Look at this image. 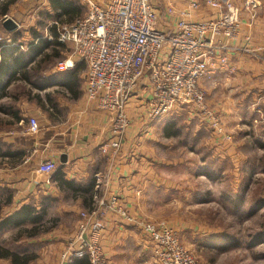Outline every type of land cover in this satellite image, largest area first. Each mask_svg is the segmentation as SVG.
<instances>
[{"label": "crops", "instance_id": "crops-1", "mask_svg": "<svg viewBox=\"0 0 264 264\" xmlns=\"http://www.w3.org/2000/svg\"><path fill=\"white\" fill-rule=\"evenodd\" d=\"M55 1L0 0V113L20 126L16 135L7 138L15 157L5 160L15 162V167L0 175V190L11 195L5 210L31 206L39 211L52 203L71 220L68 229L76 231L82 213L96 210L98 199L117 197L137 219L166 222L181 242L187 230L197 226L187 224L182 203L196 211L209 203L216 185L221 186L223 201L237 207L238 213L263 212L264 196L256 191H263L264 179V0H258L255 13L244 10L246 0H223L242 8L238 37L223 42L227 62L217 60L200 82L208 106L223 121V133L217 134L191 107L150 122L151 94L143 80L127 109L131 124L116 155L101 151L111 138L112 118L87 98L86 63L73 58L72 69L56 70L73 52L70 44L56 39L57 26L83 19L87 6L78 0H60L81 10L69 20L55 9ZM96 1L102 6L108 2ZM165 2L167 10L158 16V26L166 31L171 29L169 23H175L169 6L183 9L189 0ZM221 14L202 6L193 21L218 19ZM8 19L16 29H6ZM30 118L39 126L34 135L27 133ZM47 161L56 163L57 171L38 173V166ZM98 175L107 181L100 187ZM199 181L204 184L200 190ZM65 227L61 224L45 235L30 264L59 263L65 243L75 233ZM102 231L101 245L109 264H155L150 237L120 215L109 213Z\"/></svg>", "mask_w": 264, "mask_h": 264}, {"label": "built area", "instance_id": "built-area-1", "mask_svg": "<svg viewBox=\"0 0 264 264\" xmlns=\"http://www.w3.org/2000/svg\"><path fill=\"white\" fill-rule=\"evenodd\" d=\"M84 2L88 10L83 19L57 26L58 41L70 44L73 52L56 70L72 69L73 58L86 63L87 98L96 101L98 108L112 118L111 138L101 147L103 154L112 150L116 155L121 151L131 124L127 109L143 80L151 94L147 105L150 122L180 107H191L196 115L208 120L217 134L223 133V121L208 106L200 82L211 73L217 60L227 62L223 42L236 41L242 8L223 0H189L183 9L170 5L168 13L175 23H169L171 29L165 31L158 26V12L152 0H108L104 6L93 0ZM202 6L222 14L218 19L193 21L194 13ZM244 8L255 13L259 1L246 0ZM27 131L33 135L40 132L36 119H29ZM56 171L57 164L51 161L41 163L37 169L44 175ZM96 179L97 187L107 182L103 176ZM119 200L98 199L96 210L82 213V223L65 243L58 264H75L84 259L89 264H109L100 238L109 213L120 215L128 225L150 237L155 264H200L166 222L139 220Z\"/></svg>", "mask_w": 264, "mask_h": 264}, {"label": "rangeland", "instance_id": "rangeland-1", "mask_svg": "<svg viewBox=\"0 0 264 264\" xmlns=\"http://www.w3.org/2000/svg\"><path fill=\"white\" fill-rule=\"evenodd\" d=\"M78 1L84 5L87 4L84 0ZM152 1L160 9L161 14H158V16L162 15L164 9H166L164 8L165 0ZM94 2L97 1L94 0ZM159 20L161 19L159 18ZM12 121V117L4 116V114L0 113V148L3 150H12L13 145L9 144L7 138L16 135V130L20 129V126L13 125ZM21 127L24 130L22 131L25 132L24 126ZM228 138L231 139V137ZM187 156L185 155L183 158ZM14 163L0 158V175L12 170L15 167ZM262 181L263 184L259 188L263 189V191L256 192L262 193L261 195L264 196V179ZM203 186L204 184L201 181L197 183L198 190ZM216 186L217 188H214L215 191H211V195L207 200L209 203L199 206L196 211L189 208L186 209L182 203V216L185 217L187 224H196L197 226L187 230L183 237L185 239L181 243L200 264H264V239L255 241L257 235L264 233V210L256 215L248 211L238 213L237 207L223 201L222 191H220L221 186ZM3 190H0V223L16 213L5 210L7 207L5 202L9 201V196L11 195L6 192L7 190ZM185 192H182L183 198L186 194ZM44 210L46 211L45 216L42 215ZM38 212L41 215L39 216L41 221L38 225H40L39 228L42 230L37 237H27L26 234L22 235L23 232L18 230L20 228L9 227L0 232V244L5 249H10L13 252L28 256L34 255L35 257L34 252L38 251L39 247L43 245L45 235L58 230L61 224L66 225L64 230L75 231L74 228L68 229L71 220L64 217V213L59 211V208L53 206L52 203H49L47 208H41ZM25 225L28 230L33 227L28 223ZM0 264L11 263L8 260L0 259Z\"/></svg>", "mask_w": 264, "mask_h": 264}, {"label": "trees", "instance_id": "trees-1", "mask_svg": "<svg viewBox=\"0 0 264 264\" xmlns=\"http://www.w3.org/2000/svg\"><path fill=\"white\" fill-rule=\"evenodd\" d=\"M54 7L56 10H59L61 11V13L68 16L70 18L69 20L75 17V15L77 16L81 14V10L80 9L78 10L76 7L73 6V4L69 5L66 2H62L60 0L55 1ZM53 29H57V27L53 26ZM57 38H58V34L56 35V39ZM15 118L17 121L20 120L18 116H15ZM7 157L8 158L15 157L14 153L11 152V149L3 150L0 148V158L5 159ZM5 203L8 205L10 203V199L9 201ZM0 208H1V205H0ZM45 212L46 211L44 210V212L42 213L43 216H45L46 214ZM38 213L39 212L36 211L33 207L25 206L21 208L19 211H17L16 213H14L12 216L10 215L7 219L3 220L0 223V232L4 231L5 229H8L9 227L10 228L13 227L14 229L20 228L18 230L23 232L22 235L26 234L27 237L35 238L41 233V230H42L39 228L40 225H38V223L41 221L39 219L41 218L39 217L41 215ZM27 223L33 226L32 229H29V230L26 229L25 224ZM261 239L262 240L264 239V233L257 235L255 241H258ZM23 254H26V253H23ZM0 259L8 260L10 261L11 264H30L31 262H33L35 257L34 255L28 256V255H22L21 253H18V252H13L10 249H5L2 246V244H0ZM75 264H89V263L87 259H84V260H80L76 262Z\"/></svg>", "mask_w": 264, "mask_h": 264}, {"label": "water", "instance_id": "water-1", "mask_svg": "<svg viewBox=\"0 0 264 264\" xmlns=\"http://www.w3.org/2000/svg\"><path fill=\"white\" fill-rule=\"evenodd\" d=\"M5 27L8 30H14V29L17 28V25H16V23L14 21L8 19V20L5 21ZM62 163H66V158L65 157L62 158Z\"/></svg>", "mask_w": 264, "mask_h": 264}]
</instances>
